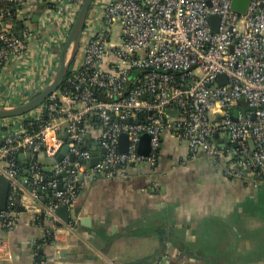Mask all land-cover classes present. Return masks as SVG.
I'll list each match as a JSON object with an SVG mask.
<instances>
[{
    "label": "built area",
    "instance_id": "2783aa9c",
    "mask_svg": "<svg viewBox=\"0 0 264 264\" xmlns=\"http://www.w3.org/2000/svg\"><path fill=\"white\" fill-rule=\"evenodd\" d=\"M3 1L13 9L0 13V70L17 61L58 63L84 0H49L41 27L34 30L24 19L20 36L2 19H18L22 0ZM231 4L94 0L62 87L28 113L21 127L1 121L0 176L9 190L0 218L6 227L15 226L19 201L23 209L39 212L42 197L53 200L45 217L54 224L56 208H71L90 177L114 178L130 165L154 166L167 135L185 142L191 157L205 153L224 160L227 179L244 180L248 172L264 181V0H251L244 15ZM220 75L226 84H218ZM129 119L137 123L124 122ZM122 134L124 153L118 151ZM144 134L150 137L146 156L138 153ZM93 142L101 159L87 168L94 156L83 147ZM65 145L61 161L45 166L26 158V174L19 173L20 149L55 158ZM21 197H27L25 204ZM52 234L51 228L45 236Z\"/></svg>",
    "mask_w": 264,
    "mask_h": 264
},
{
    "label": "crops",
    "instance_id": "0c3cea01",
    "mask_svg": "<svg viewBox=\"0 0 264 264\" xmlns=\"http://www.w3.org/2000/svg\"><path fill=\"white\" fill-rule=\"evenodd\" d=\"M48 2L22 0L19 18L39 29ZM17 24L5 25L13 33ZM57 68L37 59L1 69L0 108L33 99ZM25 118L4 123L17 128ZM225 164L205 153L191 157L185 142L167 135L154 166L130 165L114 178L86 180L69 208L76 212L69 224L45 217L52 203L45 197L39 212L15 209L14 227L0 220V264H37V253L46 264H264V181L248 172L244 180L227 179Z\"/></svg>",
    "mask_w": 264,
    "mask_h": 264
},
{
    "label": "water",
    "instance_id": "95a60500",
    "mask_svg": "<svg viewBox=\"0 0 264 264\" xmlns=\"http://www.w3.org/2000/svg\"><path fill=\"white\" fill-rule=\"evenodd\" d=\"M48 2V0H46ZM94 0H84L82 6L80 7L77 16L74 20V23L71 27V30L65 40L64 45L62 46L59 56H58V68L53 76L52 80L50 83L33 99L30 101L17 106L13 108H8V109H3L0 108V120L3 119H13V118H18L27 115L31 111L37 109L38 107L44 106L46 104L47 99L49 96H51L60 86L62 83L64 77L66 76L68 72V68L70 63L72 62L75 53H76V48L79 43L82 29L84 26V22L86 19V15L88 12L89 7L91 6L92 2ZM251 0H232L231 4V10L238 14V15H244L249 7ZM34 20H37V16L34 17ZM216 20L214 17L210 18V21ZM22 18H18V24L14 26L13 28V33H15L17 36H20V31L22 30ZM213 31H216V27L213 28ZM71 54L70 59H67V55ZM217 82L219 85L226 84V78L223 75H220L217 79ZM251 111H254V108H250ZM232 118H233V112H232ZM127 124H135V122L132 119H129L127 121H124ZM85 140L89 139L88 135L84 136ZM2 143V139H0V144ZM119 148L118 151L121 153H124L127 151V135L122 134L119 138ZM150 137L147 134H144L140 137V144L138 148V153L141 155H148L150 152ZM251 144V142H250ZM96 147L97 143L93 142L91 146H84L83 148H87L92 151V154L94 158L86 165L87 168H92L94 167L98 161L101 159L95 158L96 156ZM67 146H63L60 153L55 157V158H48L46 157L45 154H32L30 151H26L25 153L22 152V150H19L18 154V160L22 162V166L26 167L27 163L24 162V159H33L38 162L40 165H54L56 162H59L62 160L64 155L67 154ZM70 162H73L74 157L72 155L69 156ZM94 177H99V175H95L93 177H90L89 179H93ZM8 190H9V181L4 177L0 176V212H3L6 210L7 207V196H8ZM30 191V189H28ZM20 198V195L18 196L17 199ZM53 202V200H52ZM17 212H23L24 209L21 206H17L16 208ZM75 213H71L69 211V208L65 206H60L56 208L55 210V215L56 217L59 218L60 222L58 224L64 223V224H69L71 220L75 218ZM2 221V219L0 218Z\"/></svg>",
    "mask_w": 264,
    "mask_h": 264
},
{
    "label": "trees",
    "instance_id": "16d2710c",
    "mask_svg": "<svg viewBox=\"0 0 264 264\" xmlns=\"http://www.w3.org/2000/svg\"><path fill=\"white\" fill-rule=\"evenodd\" d=\"M8 9H11L12 10L13 9V4L12 3H8V2H5L3 0H0V13H3V12L5 13V12H7ZM15 20H17L16 17H15V15H12L11 17H7V16L5 17L4 16L3 19H2V23L3 24H7V23L13 24L15 22ZM59 53H60V51H59ZM59 53H58V56H59ZM68 74L69 73L67 72L66 76ZM59 87H62V83L60 84ZM37 95L38 94H36L34 97H36ZM34 97H32V98H34ZM22 117H24V116H22ZM18 118H20V117H18ZM22 171L23 170L20 169L19 173H22ZM47 242H48V240H47ZM35 258H37V261L38 262L45 261V260H43V257L41 255H39L38 253L36 254V257Z\"/></svg>",
    "mask_w": 264,
    "mask_h": 264
},
{
    "label": "rangeland",
    "instance_id": "374dc122",
    "mask_svg": "<svg viewBox=\"0 0 264 264\" xmlns=\"http://www.w3.org/2000/svg\"><path fill=\"white\" fill-rule=\"evenodd\" d=\"M91 10H92V8H91ZM242 110H244V108H242Z\"/></svg>",
    "mask_w": 264,
    "mask_h": 264
}]
</instances>
